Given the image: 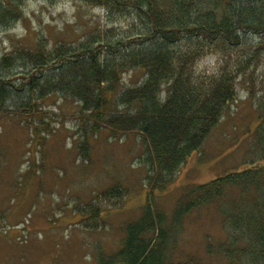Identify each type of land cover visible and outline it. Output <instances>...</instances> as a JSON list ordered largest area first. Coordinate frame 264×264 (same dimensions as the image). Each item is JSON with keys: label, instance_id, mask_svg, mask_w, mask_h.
<instances>
[{"label": "trees", "instance_id": "16d2710c", "mask_svg": "<svg viewBox=\"0 0 264 264\" xmlns=\"http://www.w3.org/2000/svg\"><path fill=\"white\" fill-rule=\"evenodd\" d=\"M82 1L131 21L123 29L96 28L74 42L49 44L41 36L33 47L4 53L0 108L16 91L8 70L17 63L25 72L20 78L26 107L32 105L34 112L41 98L59 93L79 104L85 136L104 128L112 134L137 131L146 146L147 178L152 187L164 188L229 109L237 84L253 81L251 68L264 59V0ZM23 3L0 0V26L23 19ZM207 56L216 59L215 71L198 70L196 64ZM135 70L143 80L124 84V73ZM258 105L253 147L262 162L249 161L247 167L188 186L172 215L177 221L193 208L220 201L226 238L217 249L208 245L205 255L221 258L222 264H264V101ZM79 148L88 157L87 139ZM228 193L236 197L223 201ZM123 194L120 185H113L97 197L112 201ZM76 208L80 224L99 226L98 203ZM166 222L161 207L146 203L137 219L123 225L120 248L100 252L99 263L212 264L195 254L180 258L168 240Z\"/></svg>", "mask_w": 264, "mask_h": 264}, {"label": "rangeland", "instance_id": "374dc122", "mask_svg": "<svg viewBox=\"0 0 264 264\" xmlns=\"http://www.w3.org/2000/svg\"><path fill=\"white\" fill-rule=\"evenodd\" d=\"M23 9V19L0 26V57L18 47H33L41 36L49 44L74 42L96 28L123 29L131 21L82 0H24ZM196 65L199 71L218 67L212 56ZM251 69L253 81L237 84L236 99L202 146L164 188H154L143 161L146 146L137 131L112 134L104 128L85 136L79 104L59 93L41 98L32 112V105H24L20 76L25 72L17 63L11 66L8 77L16 78V91L0 108V264H100L98 254L120 248L123 225L137 219L148 202L164 210L168 240L180 258L195 254L222 264L221 258L205 255L208 245L217 249L226 238L220 201L193 208L177 221L172 215L188 186L247 167L249 161L262 162L253 143L258 104L264 101V59ZM143 78L140 70L127 71L123 82L131 85ZM86 139L84 158L79 144ZM113 185L124 189L122 197H97ZM232 194L223 201L236 197ZM89 201L101 207L96 228L79 223L76 207Z\"/></svg>", "mask_w": 264, "mask_h": 264}, {"label": "bare ground", "instance_id": "6f19581e", "mask_svg": "<svg viewBox=\"0 0 264 264\" xmlns=\"http://www.w3.org/2000/svg\"><path fill=\"white\" fill-rule=\"evenodd\" d=\"M236 89H238V87H236Z\"/></svg>", "mask_w": 264, "mask_h": 264}]
</instances>
